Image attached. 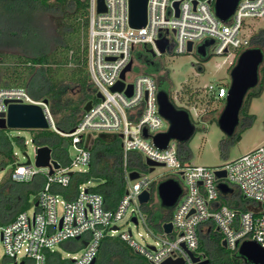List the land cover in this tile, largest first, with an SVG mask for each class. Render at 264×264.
<instances>
[{"label": "built area", "instance_id": "1", "mask_svg": "<svg viewBox=\"0 0 264 264\" xmlns=\"http://www.w3.org/2000/svg\"><path fill=\"white\" fill-rule=\"evenodd\" d=\"M177 1L178 8L175 6ZM105 6L106 10L99 12L98 0H90L88 65L97 93L103 97H97L92 107L85 110L73 131H59L49 104L36 100L27 88L0 86V113H7L12 102L38 104L44 109L49 128L70 137V148L76 151L71 163L68 166L60 163V168L53 174L49 173V168L17 163V152L14 151L16 166L11 171L14 181L30 182L40 173L46 176V180L37 194L38 205L35 202L31 209L20 212L11 222L0 224V264H53L49 254L59 253L55 246L70 239L83 244L79 254L70 258L72 264H96L106 236H119L151 264H161L170 258L195 264L190 252L199 256L201 234L212 230L221 235V244L226 241V249L230 251H238L247 240L256 241L264 248V145L221 166L184 163L179 157L177 140H170L163 149L153 141L154 135L169 129L165 128L168 120L159 110L158 80L152 75L135 74L132 69L126 72L123 90H112L122 80V73L131 60H135L136 48L154 49L161 55L157 40L162 36L169 40L168 51L177 54L189 53L190 42L193 51L209 43L206 47L208 54H226L231 50L249 48L251 37L246 33V19L264 18V0H240L226 21L216 15L215 0H197L196 5L194 0H148L147 23L140 28L130 26L129 0H105ZM130 84L133 86L131 95L127 93ZM206 92L217 98L228 95V89L222 84L210 85ZM145 130L148 135L144 134ZM101 133L117 135L123 149L127 189L113 208L107 205L100 192L91 190L92 186H86V183L77 186L72 198L61 197L58 190L71 185L70 171L88 170L76 168L89 167L91 146ZM89 136L92 142L87 144ZM131 151L142 154L143 168L149 172L148 159L172 168L176 175L170 178L181 184L182 194L171 208L172 217L164 222H172L170 233L165 232L164 223L158 231L150 225L140 194L149 190L152 199V186L158 178H151L139 169H129ZM134 170L140 176L131 180L130 173ZM217 170H225L226 177L218 178ZM90 182L93 181L87 183ZM222 182L232 191L222 192L219 187ZM236 188L247 201L246 209L222 200V195L237 198L234 195ZM126 216L136 226L145 227L156 239L155 243H142L134 237L131 229L119 233V224ZM133 217L137 218L136 222ZM85 241L88 242L86 246Z\"/></svg>", "mask_w": 264, "mask_h": 264}, {"label": "trees", "instance_id": "2", "mask_svg": "<svg viewBox=\"0 0 264 264\" xmlns=\"http://www.w3.org/2000/svg\"><path fill=\"white\" fill-rule=\"evenodd\" d=\"M0 2L2 5L0 7V47L32 43L30 46L34 50L40 40L45 37L33 16L40 9L49 10L54 7L60 11V14L55 17L59 39L52 49L38 50L31 54L7 53L2 60L0 55V64L1 62L3 64L0 67L2 68L0 86L25 87L36 100H47L55 117L57 129L64 133L73 131L85 113L84 107L87 102L98 100L97 88L91 80L88 65L90 0H0ZM251 47L260 48L264 52V28L252 34L249 48ZM142 49L135 51V63L136 59H139L147 68L144 74L152 75L157 79V72L161 70V67L157 65L152 55L141 52ZM242 51L237 50V53L240 54ZM259 81V88L248 92L241 110L244 128L253 124L255 116L250 114V107L254 98L260 97L264 91V77L262 80L259 77ZM158 87L167 91L159 82ZM212 97L217 98L215 95ZM6 130L0 129V170L9 163L15 164L13 144L24 147L26 142L22 137H11ZM32 130L33 143L37 147L50 146L53 157L63 166L71 163L69 150L72 140L70 137L51 128ZM241 137V133L235 132L232 141L238 142ZM91 151L92 161L88 170L74 172L71 185L60 187L58 190L64 196L72 198L79 184L89 182L93 178H100L101 181L90 189L100 192L109 207H116L127 189L121 140L104 141L97 138L91 146ZM191 155L188 143H179V157L184 163H189ZM128 166L131 170L140 166L145 167L142 154L131 151ZM45 180L46 176L43 173L36 175L30 182L14 181L11 174L2 180L0 224L9 223L20 212L32 208L37 200L38 192L44 187ZM35 183L38 186L34 187ZM221 197L223 202L231 206L241 209L248 207L247 201L241 195L237 198L228 195ZM143 208L148 215L151 227L157 230L161 229L162 224L170 220L173 214L171 208L164 207V210H161L149 204H144ZM212 237H215L214 242L210 241ZM220 243L221 235L217 231L202 233L198 255L209 259L208 264H240V262L253 264L246 261L238 252L231 258L230 250ZM62 245L76 252L83 247L77 239L67 240ZM215 250L218 251L215 253ZM49 255L53 264H72L70 259L62 258L59 253ZM96 264L151 263L144 256L136 253L119 236H106L101 243Z\"/></svg>", "mask_w": 264, "mask_h": 264}, {"label": "rangeland", "instance_id": "3", "mask_svg": "<svg viewBox=\"0 0 264 264\" xmlns=\"http://www.w3.org/2000/svg\"><path fill=\"white\" fill-rule=\"evenodd\" d=\"M1 6L0 2V7ZM59 14L60 11L54 9V7L49 10L40 9L37 11L36 15L33 17L37 21L39 27L42 28L46 39L43 38V40H40V43L37 44L34 50L32 46H30L32 43H17L8 47L2 46L0 47L1 60L6 57L7 53L31 54L38 50L47 51L52 49L57 43V39H59V33L55 22V17ZM246 20L248 24L246 33L250 37L253 33L264 28V18H247ZM135 51H140V49L136 48ZM141 52L145 55H151L147 52L145 47ZM239 55L237 51L231 50L226 54L213 53L210 55V58L204 59L194 50L193 52L181 54L167 51L153 57L157 65L161 67V70L157 72L158 82L169 91L170 98L175 105L182 106L184 109L189 110L191 119L196 125L194 135L187 142L192 152L189 159V163L191 164L211 167L221 166L229 160L235 159L264 145V91L260 97H256L252 101L250 114H253L255 118L250 127L244 128V120L240 115V123L236 129V133H241L242 137L238 142L232 141V136L226 135L218 124V118L224 109L226 98L214 99L212 94L206 92L207 87L210 85L216 86L222 84L229 89L231 84V70L237 63ZM2 66L3 64L1 62L0 67ZM263 68L264 61L259 69L260 80L264 77ZM146 69L145 64L140 62L139 59H136L132 72L135 74L144 73ZM1 71L2 68H0V73ZM129 77H131V74ZM259 85L258 83L253 89H258ZM165 124V128L168 129L170 123L166 121ZM6 131L11 137L19 136L26 141L24 147L15 143L13 144L17 152V163H26L29 156L32 160V164L35 165L37 146L33 143V130L7 128ZM75 153V149L70 148L69 156L71 159L74 158ZM143 161L145 162V160ZM15 166L16 164L9 163L8 166L0 170V183L10 176ZM79 168L88 169L89 167L80 166L77 167L76 170ZM135 169L149 174L151 178H158L152 186V199L148 204L156 209L164 210L158 195V185L161 181L175 176L174 170L168 166H157L153 172H149L141 166ZM178 178L183 182L180 176H178ZM95 185L94 182H86V186ZM36 186H38L37 183L34 184V187ZM59 194L61 197L63 196L62 193L59 192ZM234 195L240 197L237 188ZM32 198H34V195H32ZM59 210L61 211V205L59 206ZM119 226V233L124 231L128 232L129 229H131L134 237L144 244H152L156 241L145 227L142 225L136 226L129 216H126ZM152 229L158 231L153 227ZM214 238L215 237H212L210 241L214 242ZM0 250L2 252L1 248ZM55 250L58 251L64 259H70L79 254V251L76 252L68 249L62 244L55 246ZM217 251L218 250H215L214 252L216 253ZM229 252L232 258L238 251ZM240 264L243 263L240 262Z\"/></svg>", "mask_w": 264, "mask_h": 264}, {"label": "water", "instance_id": "4", "mask_svg": "<svg viewBox=\"0 0 264 264\" xmlns=\"http://www.w3.org/2000/svg\"><path fill=\"white\" fill-rule=\"evenodd\" d=\"M240 0H215V13L216 15L226 21L235 12ZM197 4V0H194ZM178 8L179 1L175 2ZM106 10L105 0H98V11L103 12ZM129 23L131 27L140 28L146 25L148 16V0H129ZM212 43V42H210ZM157 45L161 54L169 49V40L166 36H162L157 40ZM205 43L197 49V54L204 58H210L211 54L207 53V46ZM189 52L193 51V43H189ZM153 57L157 56L154 49H148ZM228 53V52H226ZM264 61V52L260 48L251 47L243 50L237 60V63L231 70V84L228 89L226 103L223 111L218 118V124L221 130L228 136H233L240 123V114L243 108L248 92L255 88L259 83V69ZM135 60L132 59L129 65L122 73V80L112 87L113 91H122L125 86L126 72L131 71L134 67ZM132 84L129 85L127 93L132 94ZM97 97L102 98L101 93H97ZM48 103L47 100H44ZM158 103L161 115L170 123L169 129L166 132H160L153 136L154 143L161 149L166 148L170 140L175 139L179 143H187L196 131V125L193 123L190 112L184 108H178L171 100L168 91L160 89L158 92ZM93 102L89 101L84 109L88 111L92 107ZM50 123L46 117L44 109L38 104L12 102L9 104L7 113H0V129L16 128V129H48ZM145 135L148 132L144 131ZM99 137L104 141H113L117 139V135L110 133H101ZM92 142L90 136L88 137L87 144ZM28 156V155H27ZM32 163L28 156L26 164ZM146 163L150 166V171H154L157 166H164V164L157 163L148 159ZM35 165L39 168H49V173L53 174L55 169L60 168L61 164L53 157V150L50 146H40L37 148V155ZM73 171L69 174L73 175ZM218 178L226 177L225 170L216 171ZM183 177V173L181 174ZM140 176L136 170L130 173V179L135 180ZM93 182H100V178H93ZM219 187L222 192L226 193L232 189L226 183H220ZM182 194L181 184L174 178L163 180L158 185V195L161 205L165 208H173L180 195ZM151 199V192L144 190L140 194V201L142 204H148ZM39 202H36L38 205ZM136 222L137 218L133 217ZM165 232L170 233L173 229L172 222H166L163 225ZM115 228V227H114ZM87 241L84 242L86 246ZM222 246L227 248L226 241L222 242ZM240 256L246 261L253 264H264V248L253 240L244 241L238 250ZM191 257L195 264H208L209 259H202L190 252ZM161 264H184L183 259H167Z\"/></svg>", "mask_w": 264, "mask_h": 264}]
</instances>
